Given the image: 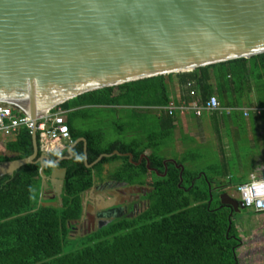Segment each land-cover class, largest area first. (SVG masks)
I'll use <instances>...</instances> for the list:
<instances>
[{
  "label": "trees",
  "instance_id": "obj_1",
  "mask_svg": "<svg viewBox=\"0 0 264 264\" xmlns=\"http://www.w3.org/2000/svg\"><path fill=\"white\" fill-rule=\"evenodd\" d=\"M189 83L202 103L217 96L225 109L264 107V54L86 93L53 109L68 112L65 124L70 139L83 141L69 154L64 148L46 155L42 169L37 162L42 155L38 149L34 163L0 178V264H240L237 249L241 241L234 233L236 214L219 207L217 196L209 190L215 180L201 174L200 187L181 160L177 165L168 162L164 166V159L158 156L157 149L173 141L175 117L152 111L167 106L173 100L172 90L183 89ZM93 108L125 111L129 118L126 130L140 131L144 136L101 146L99 133L76 128L77 120L85 117L83 112ZM230 115L214 114L212 118L215 122L218 118L224 122L239 119L242 124L245 120L254 125L260 122L244 119L240 112ZM147 118L151 126L145 129L142 125ZM4 148L8 155L0 156V163L30 157L31 134L21 128L7 138ZM147 150L151 151L150 173L146 160L139 163ZM115 152L120 156L103 157L95 164L100 156ZM77 155L85 159L77 161ZM116 160L123 163L111 180L150 187L149 207L134 219H116L82 238L69 239L71 223L81 216L82 195L93 187L95 172L101 177L102 166ZM180 164L182 172L177 168ZM53 169L66 170L61 204L42 206L41 175L48 178ZM147 174L158 178L146 183ZM47 202L42 199V203Z\"/></svg>",
  "mask_w": 264,
  "mask_h": 264
},
{
  "label": "water",
  "instance_id": "obj_2",
  "mask_svg": "<svg viewBox=\"0 0 264 264\" xmlns=\"http://www.w3.org/2000/svg\"><path fill=\"white\" fill-rule=\"evenodd\" d=\"M262 54L264 0H0V107L33 122L86 93ZM31 137L32 155L0 163V178L35 162V128ZM65 174L41 175L43 192L56 182L60 204ZM219 200L245 209L226 193Z\"/></svg>",
  "mask_w": 264,
  "mask_h": 264
},
{
  "label": "rangeland",
  "instance_id": "obj_3",
  "mask_svg": "<svg viewBox=\"0 0 264 264\" xmlns=\"http://www.w3.org/2000/svg\"><path fill=\"white\" fill-rule=\"evenodd\" d=\"M115 112L111 109L103 108L85 110L83 114L86 118L77 120L76 128H79L81 131L99 133L102 137L101 146L103 147H107L110 143L116 141L128 142L131 136L138 139L142 138L141 135L143 134L140 131L136 132L132 129L130 132L126 130L125 121L129 118L125 116V111ZM152 112L158 115L164 114L162 111L157 110ZM223 113L224 115L231 114L230 116H232V113L238 112L229 110ZM250 118L253 119V116H250ZM256 120H260V122L254 125L248 122L249 120H245L244 124H242V121L239 119L224 122L222 118H218L219 128L218 130H214L212 126L215 123L212 124L213 119L207 114L199 119L191 118L187 127L180 128L181 139L177 142L178 148L175 149L171 141V143L165 145L166 147L170 145L169 149L163 150L165 146L162 149L160 147L157 149L158 156L178 160L184 159L182 162L184 163L186 172L192 178H197L196 183L198 186L201 187L203 185V178L200 176L201 174H205L206 179L212 177L211 179L215 180L213 184L216 187L219 186L218 184L224 187L230 186L226 189V194L233 200L240 202L235 191L239 182L250 181V174L261 175L260 173L257 174L258 170L256 168L262 162L264 154V151H262L264 149V114L262 117L256 118ZM247 125H250L251 128H247ZM142 126L145 129L149 128L151 121L147 118ZM134 129L138 130L139 128L135 126ZM121 131L126 134H121ZM193 133H197L198 135ZM0 139L2 138L0 137ZM5 142L6 140L3 141V145ZM5 154V150L0 151V156ZM122 163V160H116L114 163L103 165L101 177L95 172L94 184L102 183L105 179L111 180V177L119 171ZM120 174L124 173L120 172ZM151 178L155 180L158 177L153 175L150 177L147 174L146 183L150 182ZM53 187L55 189L53 192L57 195L59 192L57 184ZM212 191L216 196L214 187ZM99 194L98 192L97 195ZM45 195H42L43 200H45ZM86 195L87 192L84 193L83 197ZM234 218V233L241 241V246L237 249L239 263L264 264V213L251 214L249 211L243 210L239 214H236ZM85 227V222L81 223L76 227L75 232L69 233V239L75 240L84 237L86 235L84 234Z\"/></svg>",
  "mask_w": 264,
  "mask_h": 264
},
{
  "label": "built area",
  "instance_id": "obj_4",
  "mask_svg": "<svg viewBox=\"0 0 264 264\" xmlns=\"http://www.w3.org/2000/svg\"><path fill=\"white\" fill-rule=\"evenodd\" d=\"M185 88L189 91L190 101H171L167 106L155 108V110L162 111L170 117L190 115L196 118L201 117L204 113L210 115L222 114L229 110L240 112L244 119H249L250 116L260 118L264 114V107L222 108L216 96H211L206 102L202 103L201 100L195 98L194 91L190 90V83ZM52 111L53 109L38 115L35 122H33L28 112L23 108L0 107V137L10 138L16 135L21 128H26L31 134L32 129L35 128L36 137H38V149L42 154L48 155L52 152L61 151L64 149V145L70 143L69 130L65 124V115L68 112L60 109L55 112ZM13 113L16 114L15 117H13ZM254 182H264L263 176L252 175L250 181L237 185L235 191L245 209L256 214H263L264 196L256 197L253 192L250 197L248 193V186ZM250 198L252 202L249 204L247 201Z\"/></svg>",
  "mask_w": 264,
  "mask_h": 264
},
{
  "label": "flooded vegetation",
  "instance_id": "obj_5",
  "mask_svg": "<svg viewBox=\"0 0 264 264\" xmlns=\"http://www.w3.org/2000/svg\"><path fill=\"white\" fill-rule=\"evenodd\" d=\"M82 141L83 139L80 138L74 141L70 139V143L64 145V148L69 154L71 153V149ZM140 159L141 161L143 159L146 160V163L148 162L149 164L148 159L144 156ZM168 162L169 161L164 160L163 165L166 166ZM147 169L149 173L153 172L151 168L148 167ZM213 187L214 192L217 194L216 196L219 207H225L226 209H228L231 215L239 214L242 211L240 210L238 213H234L232 212V209L230 207L220 204V195L226 193V189L230 186L224 187L222 185H219L218 187H216L214 184H210L209 190L211 192ZM53 191H55L53 186H49V188L44 191V194H46L45 200H47L48 202L52 201L55 204L60 205L58 196L54 194L55 192ZM98 192L100 193L99 195H97ZM151 192L152 189L147 186H128L124 183L106 179L102 183L93 184V187L89 191H87V195L85 197H83L84 194L82 195L81 216L79 220L71 223L69 233L75 232L76 227L83 222H85L86 224L84 234L88 235L95 232L97 229H101L107 226L113 220L123 218L134 219L149 207L148 196Z\"/></svg>",
  "mask_w": 264,
  "mask_h": 264
},
{
  "label": "crops",
  "instance_id": "obj_6",
  "mask_svg": "<svg viewBox=\"0 0 264 264\" xmlns=\"http://www.w3.org/2000/svg\"><path fill=\"white\" fill-rule=\"evenodd\" d=\"M172 95V101H190V98H189V96H188V90L186 89V88H183V89H179L178 87H176V88H174L173 90H172V93H171ZM206 114V113H205ZM204 114V115H205ZM204 115H202L201 117H199V118H202ZM209 117H213L214 116V114L213 115H210V114H207ZM215 115H217L216 113H215ZM222 114H218V116H221ZM191 118H196V117H193V116H190V115H185V116H175V123H174V125H175V130H174V138H173V141H172V146L173 147H175V149L176 148H178V145H177V142H178V140L180 141V139H181V136H180V128H182V127H187V125H189V122H190V119ZM199 118H196V119H199ZM213 119V118H212ZM213 123H215V125L213 124ZM212 124H213V126H212V128L214 129V130H218V121L217 122H215V121H213L212 122ZM221 125H222V123H220ZM260 125H261V123H260ZM259 127V126H258ZM262 127V126H261ZM260 127V128H261ZM247 128H251V126L250 125H247ZM259 128V129H260ZM193 134H196V135H198L197 133H193ZM2 138V137H1ZM4 140H7V138H2V139H0V151H4L5 150V148H4V145H5V143H4V145H3V141ZM170 146V145H169ZM169 146H167V147H165V148H163V150H167V149H169L168 147ZM264 147V146H263ZM262 151H264V149L262 150ZM6 152V151H5ZM57 152V151H56ZM149 153V154H148ZM5 155H7V153L5 154ZM151 155V151L150 150H147L144 154H143V156L145 157V158H149V156ZM1 156H3V155H1ZM164 160H167V161H169V162H175V165H177L176 164V162H178L179 160L178 159H172V158H163ZM172 159V160H171ZM262 162L257 166L258 168H256L257 170H258V173L257 174H261L262 176H263V173H264V154H263V157H262ZM182 160H184V159H181V161ZM178 166H182L181 164L180 165H178ZM183 167V166H182ZM252 175H254V176H256V174H250V176L249 177H251ZM259 176V175H258ZM49 178V177H48ZM49 181L50 180H46V184L48 185V188H49ZM53 183H54V180H53ZM243 183H246V182H243ZM56 184V182L54 183V185ZM53 185V186H54Z\"/></svg>",
  "mask_w": 264,
  "mask_h": 264
},
{
  "label": "clouds",
  "instance_id": "obj_7",
  "mask_svg": "<svg viewBox=\"0 0 264 264\" xmlns=\"http://www.w3.org/2000/svg\"><path fill=\"white\" fill-rule=\"evenodd\" d=\"M75 159L77 161H83L85 157L83 155H77ZM253 192L256 197L264 196V182H254L252 185L248 186V193L250 197ZM247 202L250 204L252 202L251 198Z\"/></svg>",
  "mask_w": 264,
  "mask_h": 264
}]
</instances>
